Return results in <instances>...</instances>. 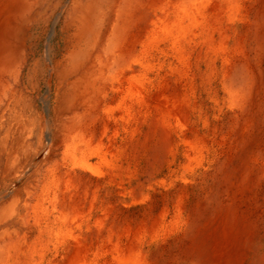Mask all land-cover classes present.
<instances>
[{
    "label": "bare ground",
    "instance_id": "6f19581e",
    "mask_svg": "<svg viewBox=\"0 0 264 264\" xmlns=\"http://www.w3.org/2000/svg\"><path fill=\"white\" fill-rule=\"evenodd\" d=\"M263 190L264 0H0V264H230Z\"/></svg>",
    "mask_w": 264,
    "mask_h": 264
},
{
    "label": "rangeland",
    "instance_id": "374dc122",
    "mask_svg": "<svg viewBox=\"0 0 264 264\" xmlns=\"http://www.w3.org/2000/svg\"><path fill=\"white\" fill-rule=\"evenodd\" d=\"M259 198L257 206L260 210L261 207H264V190L260 193ZM260 214L261 217L250 229L251 233L249 237L242 241L238 251L239 253L236 254V259L234 262H232V260L230 264H264V211ZM181 249L182 252L178 254L180 258L179 261L177 260L176 264H200L199 258L195 254L191 253L192 248L183 245ZM152 251L153 252L150 258L153 259L155 257H161L160 262H162V264H167L168 260L173 255L177 256V253L169 254L168 252H165V250L161 255H159V249H153Z\"/></svg>",
    "mask_w": 264,
    "mask_h": 264
}]
</instances>
